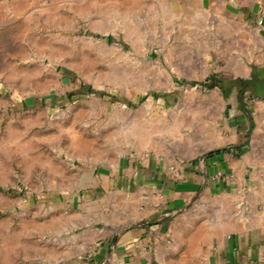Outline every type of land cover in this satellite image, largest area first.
Segmentation results:
<instances>
[{
  "label": "rangeland",
  "instance_id": "obj_1",
  "mask_svg": "<svg viewBox=\"0 0 264 264\" xmlns=\"http://www.w3.org/2000/svg\"><path fill=\"white\" fill-rule=\"evenodd\" d=\"M129 5L0 0V264H51L92 168L134 158L178 177L226 136L253 50Z\"/></svg>",
  "mask_w": 264,
  "mask_h": 264
},
{
  "label": "crops",
  "instance_id": "obj_2",
  "mask_svg": "<svg viewBox=\"0 0 264 264\" xmlns=\"http://www.w3.org/2000/svg\"><path fill=\"white\" fill-rule=\"evenodd\" d=\"M128 1V10L148 18L161 10L173 25L215 24L220 38L253 50L256 66L238 76L264 79V0ZM238 95L226 136L178 177L134 158L92 168L73 195L80 206L59 217L66 234L51 264H264V100Z\"/></svg>",
  "mask_w": 264,
  "mask_h": 264
},
{
  "label": "water",
  "instance_id": "obj_3",
  "mask_svg": "<svg viewBox=\"0 0 264 264\" xmlns=\"http://www.w3.org/2000/svg\"><path fill=\"white\" fill-rule=\"evenodd\" d=\"M238 83V90L240 91L238 95V101L241 103L243 97L247 94L251 98H258L264 100V79L258 77L256 73L252 75L250 79L245 80L244 82H237ZM234 84V82H233ZM231 89L228 88V91ZM247 92V94H245Z\"/></svg>",
  "mask_w": 264,
  "mask_h": 264
}]
</instances>
